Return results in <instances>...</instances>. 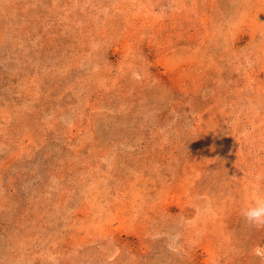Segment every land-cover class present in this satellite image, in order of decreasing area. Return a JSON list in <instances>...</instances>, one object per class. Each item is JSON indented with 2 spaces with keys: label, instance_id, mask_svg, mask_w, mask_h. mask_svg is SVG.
<instances>
[{
  "label": "rangeland",
  "instance_id": "1",
  "mask_svg": "<svg viewBox=\"0 0 264 264\" xmlns=\"http://www.w3.org/2000/svg\"><path fill=\"white\" fill-rule=\"evenodd\" d=\"M258 194L264 0H0V264H264Z\"/></svg>",
  "mask_w": 264,
  "mask_h": 264
},
{
  "label": "clouds",
  "instance_id": "2",
  "mask_svg": "<svg viewBox=\"0 0 264 264\" xmlns=\"http://www.w3.org/2000/svg\"><path fill=\"white\" fill-rule=\"evenodd\" d=\"M260 177H257L259 180ZM245 220L257 228L264 226V195H257L254 203L242 211Z\"/></svg>",
  "mask_w": 264,
  "mask_h": 264
}]
</instances>
